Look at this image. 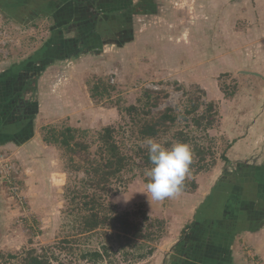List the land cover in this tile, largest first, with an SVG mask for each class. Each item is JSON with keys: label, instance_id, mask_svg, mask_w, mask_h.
<instances>
[{"label": "rangeland", "instance_id": "obj_1", "mask_svg": "<svg viewBox=\"0 0 264 264\" xmlns=\"http://www.w3.org/2000/svg\"><path fill=\"white\" fill-rule=\"evenodd\" d=\"M61 16L66 24L58 27ZM49 43V59H37ZM145 91L158 99L143 107L146 117L168 108L182 114L196 104L200 113L209 102L216 111L205 142L215 164L187 175L196 181L194 192L152 200L147 171L134 156L132 170L108 197L119 211L143 209L162 222L160 238L148 244L153 255L136 264H178V242L191 232L206 238V219L228 200L224 176L236 169L224 156L228 148L249 139L250 151L258 147L262 155L264 0H0V264H21L27 251L54 245L69 229L64 188L76 176L71 179L62 151L42 141L45 129H76L94 152L98 134L111 126L125 153L136 155L146 146L126 109L142 105ZM187 125L177 122L156 140L176 143L173 135L189 131ZM253 184L244 213L255 210L254 218L240 239L234 236L237 264H264V180ZM57 258L53 264L70 259Z\"/></svg>", "mask_w": 264, "mask_h": 264}, {"label": "trees", "instance_id": "obj_2", "mask_svg": "<svg viewBox=\"0 0 264 264\" xmlns=\"http://www.w3.org/2000/svg\"><path fill=\"white\" fill-rule=\"evenodd\" d=\"M61 2L58 1V4ZM62 21L63 16L57 20L58 27L64 26ZM45 47L36 54L37 59H49L51 52L47 45ZM31 61L15 65L16 71H21V66H31ZM144 100L142 105L139 104L142 107L130 106L126 109L131 124L137 126V137L143 141L147 138L160 139L177 122H189V131L178 130L173 135L174 140L191 146L193 157L189 174L195 177L210 170L215 164L214 154L205 142H211L208 131L215 123L214 104H204L200 113L201 105L196 104L182 114H176L168 108L157 116L146 117L148 112L141 113L143 107L156 105L158 99L154 93L145 91ZM138 102L142 103L140 100ZM189 115L191 118L187 119ZM195 131L201 133L199 138L192 136ZM78 133V130L70 127L61 131L54 128L44 131L42 141L62 151L68 160V170L73 174L71 179L76 176L64 188V213L69 218V229L54 245L42 248L40 252L34 249L27 251L21 264H53V261H58L57 254L61 253L69 255L68 264H76V261H84L86 264L139 263L153 255L154 248L148 244L160 238L162 222L151 220L143 209L119 211L115 204L109 202L108 197L112 194V185L123 182V173L132 170L135 165L134 156H138L142 169L147 171L151 167L147 149L137 147L136 155L125 153L117 140V130L107 126L98 134L96 149L92 152L90 145ZM144 182H148V177ZM196 189L194 178L185 179L181 192L192 193ZM95 238L98 240L96 246L93 241Z\"/></svg>", "mask_w": 264, "mask_h": 264}, {"label": "crops", "instance_id": "obj_3", "mask_svg": "<svg viewBox=\"0 0 264 264\" xmlns=\"http://www.w3.org/2000/svg\"><path fill=\"white\" fill-rule=\"evenodd\" d=\"M59 18H56V20H59ZM65 31L66 30H62L63 33ZM66 45L67 44L64 43L61 44L64 48H68L69 45ZM45 46L46 45L42 46L40 50H44L46 48ZM47 46L50 51V43L47 44ZM21 78L24 77L21 76ZM254 128L257 129V127ZM250 131H252V129L248 128L247 132ZM246 138L248 139L249 135H247ZM248 140H237L225 153L224 156L227 161L233 163L231 165L233 169V165H236V169H234L235 172L230 173L228 171L229 173L224 176L226 179L225 181L230 183L229 188L223 189L225 190L223 193L225 196H228V200L225 199V201L221 203L223 204L222 210L218 209L216 211L221 204L216 207L214 206L215 211L210 213V217L213 216V218L206 219L207 222H205L208 228L206 238H193V232H191L188 239H181V241L178 242V264H237L235 262L237 254L234 253L233 247L234 241H236L234 236L240 239L241 236H238L243 234V230L246 227L245 224L252 222L250 220H253L255 210L245 214L244 205L247 204V200H250L254 193L253 183L256 180H264V167H261L259 170L258 166L264 159V144L259 146V149L262 150V155L258 157V147L255 148L254 153L250 151L251 146L247 145ZM252 156H256L253 159L257 158V162L256 160L254 162L249 161ZM242 180L244 183L240 182ZM227 191L229 192L227 193ZM248 218L251 219L247 221ZM209 227L210 229L213 228L212 236ZM209 237L212 239H208Z\"/></svg>", "mask_w": 264, "mask_h": 264}, {"label": "clouds", "instance_id": "obj_4", "mask_svg": "<svg viewBox=\"0 0 264 264\" xmlns=\"http://www.w3.org/2000/svg\"><path fill=\"white\" fill-rule=\"evenodd\" d=\"M143 144L146 146L151 165L146 172V192L155 201L177 196L190 172L193 157L191 146L176 142L165 147L154 138L145 139Z\"/></svg>", "mask_w": 264, "mask_h": 264}]
</instances>
